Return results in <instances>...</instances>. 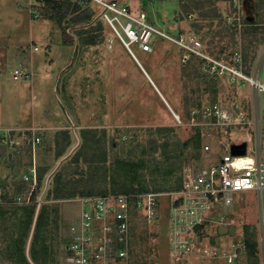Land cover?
<instances>
[{
    "label": "rangeland",
    "instance_id": "rangeland-1",
    "mask_svg": "<svg viewBox=\"0 0 264 264\" xmlns=\"http://www.w3.org/2000/svg\"><path fill=\"white\" fill-rule=\"evenodd\" d=\"M118 1L147 14L153 10L154 19L149 14L148 18L154 25L175 38L182 36L186 43L194 37L200 47L187 49L153 34L152 50L131 44L132 57L119 39L107 45L112 31L100 19L99 6L94 3L86 8L91 13L90 25L72 26L73 40L69 33L65 37L72 43L65 44L67 18L58 21L52 7L55 0H0V128L37 127L40 136L35 145L28 140L19 145L0 141V264H69L62 246L68 225L80 212L79 197L118 191L139 179L148 184L158 181L167 190L159 191L153 218L148 220L143 211L134 218L133 264H226L223 258H172L167 248V206L179 177L198 163L218 162L229 154L233 142L243 138V128L200 124L196 125L198 133L189 116L192 110L200 112L216 103L232 107L239 102L241 109L250 113L253 88L249 80L225 70L215 60L241 69L247 77L259 72L264 80V29L256 42L248 39L241 46L238 41L244 25L264 23V0ZM197 1L206 2V6L181 10V3L188 6ZM89 26L94 27L97 41L75 44L76 30ZM251 36L252 32L244 33V39ZM185 53L189 56L183 60ZM16 69L27 72V77L14 79ZM262 111L264 158V108ZM20 121L32 123L17 126ZM40 124L51 126L41 129ZM2 134L4 130H0ZM84 138L89 143L81 148ZM175 138L180 140V148ZM78 150L79 160L85 154L96 159L105 156L106 160L89 172L86 163H79V173L68 177L78 178L68 184L78 194L57 199L47 196L56 167ZM175 152L181 155L174 160L169 156ZM151 157L163 165H149ZM100 169H107L106 177L98 174ZM13 180L32 183L28 191L4 198ZM37 204L40 209L29 240ZM263 213L255 193L241 192L232 207L235 234H220L211 222L208 237L229 251L233 242L244 243L245 226L253 227L258 242L255 252L259 264H264ZM254 259L244 248L233 263L256 264Z\"/></svg>",
    "mask_w": 264,
    "mask_h": 264
},
{
    "label": "built area",
    "instance_id": "built-area-1",
    "mask_svg": "<svg viewBox=\"0 0 264 264\" xmlns=\"http://www.w3.org/2000/svg\"><path fill=\"white\" fill-rule=\"evenodd\" d=\"M82 9L99 6L98 15L111 29L107 38L110 47L113 40L119 39L134 57L130 45L136 44L144 51H151L153 34L165 37L187 49H197L200 42L194 37L184 42L182 36L176 38L154 25L143 10H132L125 2L118 0H68ZM94 13V12H93ZM193 18L192 14H188ZM186 59L189 54L182 55ZM238 63L241 56L237 58ZM214 62V61H213ZM215 64L229 69L236 76L249 80L253 88L250 113L243 111L239 102L228 107L216 103L192 110L189 116L191 125H213L243 128L242 140L232 144L245 143L243 153L224 154L216 163L192 166L184 175L178 189L170 192L167 206L168 252L172 258L182 256L198 257L199 261L223 258L228 264L234 262L245 248L238 240L231 244L229 251L221 249L216 241L210 240L208 227L211 222L216 227L236 223L232 207L241 192H253L258 208L264 212V158L262 157L261 113L264 96V80L259 72L247 77L241 69L227 67L220 61ZM27 73V72H26ZM23 70H14V79L27 77ZM231 106V105H230ZM199 112V114H198ZM179 120V117L176 116ZM4 134L1 142L17 145L31 141L40 142L37 127L0 128ZM242 130V129H240ZM13 131L17 133L13 134ZM14 135V136H12ZM10 136L12 138H10ZM13 145V144H12ZM209 146L205 145V149ZM202 159V157H201ZM159 192H116L79 197L80 212L68 225L63 251L69 264H133L131 242L136 217L143 211L150 220L155 215ZM264 225V213L261 218ZM236 232V231H235ZM244 242V241H243Z\"/></svg>",
    "mask_w": 264,
    "mask_h": 264
},
{
    "label": "trees",
    "instance_id": "trees-1",
    "mask_svg": "<svg viewBox=\"0 0 264 264\" xmlns=\"http://www.w3.org/2000/svg\"><path fill=\"white\" fill-rule=\"evenodd\" d=\"M56 2L52 3V7L55 11V13L58 15V21L62 22L63 20H65L66 18V26L63 29V41L65 42V44H70L72 43V41H69L67 38H65L67 36V33H70V29L71 27H86L88 25H90V21H91V13L88 11V9H84V10H80L79 7L75 4H71L68 0H55ZM206 2L202 1H197V2H193L191 4H189L188 6L185 4L181 3V10L185 11V10H190L193 7H196L198 9H201L203 7H205ZM188 7V9H187ZM47 15V16H46ZM46 17H48V14H45ZM252 22L248 23V25H244L241 28V46H244L245 43V39H244V33L250 32L252 30H257V29H261L263 27L257 26V25H251ZM246 24V23H245ZM98 27V25H97ZM264 29V28H263ZM94 27L93 26H89L88 28L84 29V30H76V34L78 35V40L75 44H92L95 43L97 41V35L92 34L94 33ZM72 36V40H73V34H71ZM65 38V39H64ZM236 43V41H235ZM195 130L198 131V133L200 132L199 128H197V126L195 127ZM180 140L178 138H175L174 143H176L178 145V148H180L181 146V142H179ZM89 143L88 140H86L84 138L83 141V145L80 146L81 148L84 146L86 147V145ZM167 144V143H166ZM163 148H166L167 145L162 144ZM65 151V149L63 151H58V155H61L63 152ZM166 152V149L165 151ZM78 153V154H77ZM76 155H73L71 157H69V159L64 162V164H61L58 168L56 167V169L54 170L53 173V179H52V187L47 191V196L49 197H53V198H64V197H69V196H74L76 194L79 193V191L74 188V187H70L68 186V184L71 183V181H76L78 180V178H68L70 175L71 177L74 175L76 176L79 171L77 170V168L79 167V163H86L87 166V170L88 172L92 170V168L96 167L94 165H99V163H102L103 161H105V156L104 159H96L95 157L91 156H87L86 154L81 158V160H79L78 155H79V150L78 152L75 153ZM164 157L168 156V153H163L162 154ZM180 152L178 153H174L172 155H170L169 157L175 159H178L180 157ZM198 156V154H197ZM118 162L120 160H117ZM149 165L151 166H161L163 165V162H161V160H157L155 157H151L149 160ZM119 165L121 163H118ZM105 166H102V168H104ZM97 169V168H95ZM82 171V170H81ZM106 171L107 169H100L98 171V174L104 175V177H106ZM40 176L41 173L39 174V181H37V184H40ZM155 180V179H154ZM181 181L182 179L179 177L177 179V184L175 187H173V190H176L180 187L181 185ZM31 181H26V180H13L12 182L9 183V187H8V191L5 192L4 198H10L12 195H18L20 194V192L25 189L26 191L29 190L30 185H31ZM169 189V188H168ZM167 190V187L165 188L162 183L158 182L157 183H151L148 184L144 181H142V179L139 181H137L136 183L134 182L133 184H131L128 187H122V189H118V191L116 190H108L109 192H159V191H164ZM108 191H106L105 193L102 192V194H106ZM95 194V193H94ZM16 195V196H17ZM89 195H93V194H89ZM87 195V196H89ZM100 195V194H99ZM17 198V197H16ZM32 199H34V195L32 196ZM245 239H244V243H245V248H246V253L249 256H253L255 257V261L256 264H259V254L258 251L255 252V249L257 248L258 242H257V237H256V233H255V229L249 228V226H245ZM152 241V239L150 240Z\"/></svg>",
    "mask_w": 264,
    "mask_h": 264
},
{
    "label": "water",
    "instance_id": "water-1",
    "mask_svg": "<svg viewBox=\"0 0 264 264\" xmlns=\"http://www.w3.org/2000/svg\"><path fill=\"white\" fill-rule=\"evenodd\" d=\"M231 151H232L233 154L243 153L245 151V143L232 144L231 145ZM67 156H68V153L66 155H64L63 158H65ZM39 209H40V204H37V207H36L35 213H34V218H33V221H32L30 234H29L30 235L29 236V240L31 239L32 234H33V230H34V227H35V223H36V219H37V216H38ZM218 232L220 234H230L232 236V235L235 234V226L234 225H230V226L220 225V226H218ZM29 240L27 242L26 253H27V257L30 260V257H29V254H28ZM31 263H32V261H31ZM32 264H34V263H32Z\"/></svg>",
    "mask_w": 264,
    "mask_h": 264
},
{
    "label": "crops",
    "instance_id": "crops-1",
    "mask_svg": "<svg viewBox=\"0 0 264 264\" xmlns=\"http://www.w3.org/2000/svg\"><path fill=\"white\" fill-rule=\"evenodd\" d=\"M133 4V3H132ZM131 4V5H132ZM133 6V5H132ZM137 8V7H136ZM160 11V10H159ZM148 14L151 16V15H153V10H152V12H148ZM163 15V14H162ZM151 17H153V16H151ZM153 19H154V17H153ZM246 25H248V24H246ZM251 25H257V26H264V23H257V22H252L251 23ZM182 27V26H181ZM183 27H186V25H184ZM264 28V27H263ZM263 28H261V29H263ZM261 29H257V30H252V31H250V32H252V35L253 36H251V37H249V38H247V39H245V40H248V39H250V40H253V42H256V40L257 39H259L260 37H259V34L261 33ZM258 36V38H256L257 36ZM261 35V34H260ZM256 38V39H255ZM239 40V43L241 44V38H238ZM71 45V44H70ZM64 46H67V45H64ZM67 47H69V46H67ZM133 57V56H132ZM152 81V80H151ZM153 82V81H152ZM263 103V108H264V96L262 97V102H261V104ZM26 121H20V122H18L16 125L17 126H27V125H30L32 122L31 121H28V122H26ZM33 123H36V122H33ZM46 124H48V123H46ZM16 125H10V126H16ZM40 125H42L43 127H40L41 129H46V128H49L50 129V124L49 125H45V124H40ZM44 126H46V127H44ZM43 131V130H42ZM168 248V247H167ZM169 253V252H168ZM170 255V254H169ZM233 263V262H232ZM232 263H230V264H232ZM207 264V263H206ZM226 264H228L227 262H226ZM234 264V263H233Z\"/></svg>",
    "mask_w": 264,
    "mask_h": 264
}]
</instances>
